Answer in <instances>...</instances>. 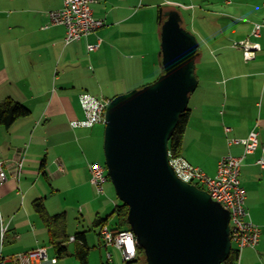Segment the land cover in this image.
Returning a JSON list of instances; mask_svg holds the SVG:
<instances>
[{
  "label": "crops",
  "instance_id": "crops-1",
  "mask_svg": "<svg viewBox=\"0 0 264 264\" xmlns=\"http://www.w3.org/2000/svg\"><path fill=\"white\" fill-rule=\"evenodd\" d=\"M63 5L64 0H0V102L11 98L31 111L10 128L0 126V160L7 161L8 173L0 186V255L12 264L18 254L46 248L48 259L59 264L51 231L34 208L40 199L48 215L65 219L64 230L52 226L54 239L66 240V258L75 257L83 243L76 235L85 233L88 261L98 243L100 263L110 254L115 264L109 252L113 246H105L100 237L104 225L96 227V222L109 221L118 202L108 184L106 196L97 193L89 169L92 163L102 164L105 130L101 124L73 125L86 119L81 96L110 101L150 84L163 71L164 14L177 12L181 25L199 34L195 25H185L182 13L193 17L199 11L223 27L197 39L199 84L190 96L181 157L214 177L222 157L244 153L232 140L259 133V147L244 158L240 176L261 238L255 248L241 251L238 264H264V165L259 163L264 161V27L259 36L253 34L254 24L264 22V0H97L94 17L105 26L70 45L64 41L65 27L50 24L49 13ZM242 41L260 45L254 59L246 60L234 46ZM99 42L97 50L89 51ZM198 63L204 68L201 78ZM19 160L24 163L18 177ZM114 221L115 227L107 228H116V214Z\"/></svg>",
  "mask_w": 264,
  "mask_h": 264
},
{
  "label": "water",
  "instance_id": "water-1",
  "mask_svg": "<svg viewBox=\"0 0 264 264\" xmlns=\"http://www.w3.org/2000/svg\"><path fill=\"white\" fill-rule=\"evenodd\" d=\"M164 17V72L106 107L105 166L117 198L129 207L146 264H223L232 251L230 212L170 165L169 141L199 84L200 52L177 12Z\"/></svg>",
  "mask_w": 264,
  "mask_h": 264
},
{
  "label": "built area",
  "instance_id": "built-area-1",
  "mask_svg": "<svg viewBox=\"0 0 264 264\" xmlns=\"http://www.w3.org/2000/svg\"><path fill=\"white\" fill-rule=\"evenodd\" d=\"M97 0H64L63 8L49 13L50 24L62 25L66 29L65 44L70 45L89 36L105 26V22L96 19L93 13V5ZM264 27V22L256 24L253 34L259 36V31ZM234 46L244 52L246 60L255 58L256 52L261 50L259 44H252L249 41L237 42ZM100 47L98 44L89 45V51H95ZM81 105L85 111L86 119L83 122H76L75 127H92L97 124H105V110L109 103L105 99H95L88 95L81 96ZM226 131H230L226 128ZM241 144L244 153L240 157L226 155L218 163L217 174L214 177L208 176L200 168L189 164L182 157L172 159L170 165L177 176L190 184L202 185L211 195L212 199L220 203L230 212L231 241L235 249L241 251L245 248H255L261 238V230L251 219L246 205V190L240 180L241 166L244 158L254 153L259 147V133L253 130L247 138L232 140L230 144ZM264 149V148H263ZM23 160L15 162L18 177L23 170ZM264 165L263 160H259ZM7 161L0 160V186L8 180L6 170ZM91 179L98 194H103L105 185L108 183L107 168L100 163H92L89 166ZM5 232V230H3ZM100 237L105 246L117 248L121 254L124 264H133L138 256V244L135 234L131 229L114 232L109 228L102 227ZM74 239V238H73ZM12 264H42L45 262L56 263L57 259L49 260L46 248H38L21 253L11 258ZM112 261L111 255H107V262ZM8 260L0 255V264H7Z\"/></svg>",
  "mask_w": 264,
  "mask_h": 264
},
{
  "label": "trees",
  "instance_id": "trees-1",
  "mask_svg": "<svg viewBox=\"0 0 264 264\" xmlns=\"http://www.w3.org/2000/svg\"><path fill=\"white\" fill-rule=\"evenodd\" d=\"M164 70L162 71V73ZM190 109H188L180 116L179 122L177 127L174 130V133L169 141V154L172 159L181 157L182 154V143H183V136L187 129L189 118H190ZM31 114V111L24 106L23 104L14 101L13 99L9 98L4 101L0 102V126H4L5 128H10L17 120L26 118ZM199 187V184H196ZM200 189H203L199 187ZM205 190V189H203ZM34 208L36 212L43 218L44 222L46 223L47 227L51 231L52 235V245L55 249L56 255L58 259H64L68 257L70 254L66 247V240L57 241L54 239V228L52 225L58 226V228H62L64 230L65 226V219L61 218L63 215H55L50 216L46 212L44 204L42 200H36L34 202ZM128 212L129 207L122 203L119 204L115 209V214L117 215V226L114 232L128 230L130 229V225L128 223ZM107 219L100 220L96 222V227L104 225V222L107 223ZM76 239L81 240L83 243L82 245L76 249L75 257L78 259L80 264H89L88 261V249L85 246V233H81L76 235ZM138 256L137 259L134 261L133 264H146L145 254L142 248L138 247ZM239 251L232 247L231 254L229 258L223 264H238L239 261Z\"/></svg>",
  "mask_w": 264,
  "mask_h": 264
},
{
  "label": "rangeland",
  "instance_id": "rangeland-1",
  "mask_svg": "<svg viewBox=\"0 0 264 264\" xmlns=\"http://www.w3.org/2000/svg\"><path fill=\"white\" fill-rule=\"evenodd\" d=\"M180 9H181V11H182V9H184L183 5H181V7L179 8V10ZM198 12L197 13H194V15L192 17L190 14L186 13L185 11H182V13L186 16L185 25L187 27L190 26V25H195L194 27L198 31L199 34H194L193 32H191L189 30L190 28L187 29L185 26H182V27L184 29L190 31L192 34H194L197 37V39L200 40L201 39V36L206 31H208V35H209L210 33L217 32V28L223 27V25H222L223 22H218L219 23V27H215V24H214V21L213 20L211 21L208 18L207 19L203 18L204 16H202V14L201 13H198ZM213 28L215 30H213ZM201 46H202V48H204L205 45L202 43ZM203 53H204V58H207L206 56L209 54V52L208 51H204ZM197 69H198V71H197L198 77L201 78L202 77V74H203L202 72H203L204 68L202 67V65H199V63H198L197 64ZM155 80H153L150 83H153ZM202 87H203V82H201V85H200V89L199 90H201ZM100 126H101V128L103 130H105V125L101 124ZM102 154H103V159H102L101 163L105 166V156H104L103 146H102ZM240 180H241V176H240ZM107 184H108V186L112 190V196H113V198L116 200V202H118V205L121 204V201L117 198L116 191H115L114 185L111 182V180H109ZM199 187L205 189L200 184H199ZM102 195L103 196L104 195L106 196V192L103 193ZM253 199H254V196H253ZM250 201H253V200H251V197H250ZM248 203H250V202H248ZM252 203L254 204V202H252ZM112 210H113V206H111V210L109 211V213ZM252 210H254V209H252ZM114 217H115V214H112V216L109 217V221H108L107 227H110V228H114L115 227V224L116 223L114 221ZM90 233H93V235H94V233L97 234L93 230ZM95 247L96 248H92V250H91L92 254H90V256H89V262H90V264H101L100 263V259L98 257V253H99L98 243L95 245ZM69 248H70L71 251H73V248H74L73 244H70V247ZM104 250L106 252V249H104ZM49 252H50V256L51 257H53V256L55 257V253L53 252V250L51 248L49 249ZM109 252L112 253L113 259L115 261V264H124L123 263V259H122V254H121V252L117 248L110 247V251ZM58 262H59V264H80L79 261L75 257H69V258L59 259Z\"/></svg>",
  "mask_w": 264,
  "mask_h": 264
},
{
  "label": "bare ground",
  "instance_id": "bare-ground-1",
  "mask_svg": "<svg viewBox=\"0 0 264 264\" xmlns=\"http://www.w3.org/2000/svg\"><path fill=\"white\" fill-rule=\"evenodd\" d=\"M256 24H261V23H256ZM256 24H254V29H255V25H256ZM261 29H262V28H261ZM261 29H260V30H261ZM253 31H254V30H253ZM259 32H260V31H259ZM107 179L110 180V178H109V176H108V172H107ZM205 190H206V189H205ZM206 191H207V190H206ZM232 247H233V245H232Z\"/></svg>",
  "mask_w": 264,
  "mask_h": 264
}]
</instances>
